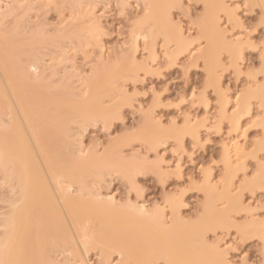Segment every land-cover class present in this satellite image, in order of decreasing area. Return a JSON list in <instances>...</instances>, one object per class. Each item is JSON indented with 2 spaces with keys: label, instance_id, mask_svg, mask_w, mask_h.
I'll use <instances>...</instances> for the list:
<instances>
[{
  "label": "bare ground",
  "instance_id": "6f19581e",
  "mask_svg": "<svg viewBox=\"0 0 264 264\" xmlns=\"http://www.w3.org/2000/svg\"><path fill=\"white\" fill-rule=\"evenodd\" d=\"M14 1L17 2L16 5L9 7L8 11L1 12L3 15L0 13V30L3 29L7 35H5L7 38L3 36L7 43L0 38V264H90L87 257L92 249L100 252L99 256L105 264H158L160 259L166 264H234L228 259V248L222 249L219 246L220 239L209 241L207 232L231 222L235 224L233 212L247 210L241 195H236L238 187L235 186L234 181L238 170L236 164L240 162L237 163V158L233 156L236 157L238 154L243 160L247 150L246 143L243 144L240 139H236L240 135L232 139L230 147H225L224 163L229 171H225L228 172L225 176H229L222 183L223 186L220 185L223 188L220 186L218 188L216 182L213 183L214 178L212 179L208 172L206 180L202 185L200 184L201 189L205 186L203 191L206 193L207 202L205 200L204 205H206H203L204 210L202 209L203 212L201 216L199 215V219H196L197 221L191 219L189 221L182 215L181 197L180 203L177 200L179 197L169 195L170 198L166 199L168 202H165L169 203L171 213L167 214L165 205L154 204L148 207L142 202L138 204L129 199V202L127 200L122 204L116 201V197L108 198L100 191L106 184L103 181L107 182V177L112 176L110 174L113 172L114 175L118 173V176H125L134 186L139 172H148L153 167L156 168L155 171L157 169L161 171L159 169L163 167L162 162L159 163L160 166L158 163L151 166V163L143 157L139 159L137 152L133 151V156L129 154L128 156L124 151L125 147L131 146L138 138L144 141L147 139L145 142L154 147L160 141H164L157 139L159 135L169 136L166 133L170 131L166 130L165 133L162 122L155 120L154 115L147 114L146 120L142 119L144 122L140 123V131L125 132L115 139L113 137L111 145L104 147L102 152L96 148L97 145H93L95 148L91 146L87 148L83 145V132L86 131L84 128L91 122L97 123L102 120L108 124L107 126H111L113 119H123L122 107L128 104L125 100L131 96L125 97L128 93L124 94L127 91L122 81L126 82L127 78L138 76L139 69L149 66L150 63L147 60L140 62L135 56L134 52L141 45V40L144 48L152 54L156 51L157 39L160 35L163 36L167 43L175 46L172 51L167 48L169 59L170 57L176 59L178 53H184L190 48L195 38L184 35L181 23L176 21L174 23V18L172 19L171 16V10L180 0H144L143 13L134 22L130 33L132 38L130 53L127 52L129 49L127 48L126 53L121 51L124 55H117L121 58L116 56L117 60L112 58L115 60H111L112 62L109 56L108 60L98 59V65L92 66L91 75L86 77L81 75L84 79L79 85L73 84L75 78L72 79L71 72L68 73L69 75H62L58 63L57 66L52 63L47 64L44 55L49 56V54L47 52L45 54L43 49L46 46L50 48L49 50L62 48V42H66V38L70 43L72 42L71 44L75 41V45L77 40H81L78 43H83L85 39L97 44L100 30L98 29V34L96 27L87 28L86 25H84L86 27L81 25L85 19L86 22H90L94 18L98 22L92 19L90 24L95 22L102 26V21L100 22L98 17L95 18L96 14L95 17L90 15L89 20L82 19L88 17L86 16L88 12H95V9L93 12L85 10L87 13L82 10L84 15L78 9L82 0H61L66 1L62 2L66 6L69 5L67 2H71L73 20L77 17L78 20H75L80 22L81 16L83 21L80 22L81 24L70 22L64 28L59 27L58 35H51L47 27L41 25L42 27L39 28V24L36 28L31 24L29 28L27 20L24 21L23 16L28 14L29 10L31 11L30 6H33L31 0L30 5L21 3L22 0ZM26 1L28 3V0ZM98 1L95 0V3ZM126 1L129 0H121V3L124 4ZM261 2L264 8V0ZM230 6L232 4L228 5L227 0H205V11L200 16L198 23L200 28L197 33L199 38L205 39L203 40L205 45L200 47V51H196L197 54L190 53L192 54L190 64L191 62L198 64L199 60L205 64L206 88L213 86L217 90L221 100L219 108L223 112L227 110L229 94L226 95V91L221 90L223 86L219 85L221 82L219 68L224 66L222 50L226 49L230 53L231 64L236 69H241L239 61L244 53L242 38L235 35L239 37L236 39L233 35V40L228 39L227 28L222 27L221 11L225 10L232 15L235 13L231 11ZM12 15H15L12 25L5 26L4 17ZM233 18L237 19L235 16ZM242 36L244 33L241 34ZM93 45L95 46L94 43ZM98 45L100 46L101 43L97 44V48ZM75 47L80 50L79 46ZM55 51L50 54H57L58 50ZM261 71L264 73V61ZM66 73L67 71L64 74ZM252 75L253 80L257 79V74ZM79 79L81 78L77 80ZM253 83L248 84L243 93L238 95L237 102L235 101L236 108L232 114H229L233 127L238 128L241 123L240 115L251 109V99H258L264 109V78L263 81L255 80ZM120 94L125 100L119 98L118 101L117 97L122 96ZM108 100L112 101L111 105L108 104ZM261 123L264 126V117ZM186 124L184 128L186 132L190 131L195 138H199L197 124L195 126L188 125L189 122ZM157 130H162L164 133L159 132L157 135ZM175 133L174 136L177 135V132ZM180 138L177 137V140L182 142L183 138L181 140ZM231 149L236 153L233 156ZM241 159L240 161L243 162ZM261 170L264 171V168L262 167ZM263 171V174H259L261 176L258 177V181L251 182L248 186L253 183L254 186H263ZM231 172L235 176L232 174L231 177ZM262 221L255 219L249 221V224L239 226L237 224V226L242 236L255 235L264 239ZM115 255L118 257L116 262ZM244 264L247 263L244 261Z\"/></svg>",
  "mask_w": 264,
  "mask_h": 264
},
{
  "label": "rangeland",
  "instance_id": "374dc122",
  "mask_svg": "<svg viewBox=\"0 0 264 264\" xmlns=\"http://www.w3.org/2000/svg\"><path fill=\"white\" fill-rule=\"evenodd\" d=\"M19 1L21 2V0ZM22 1L23 2L21 3L25 5L31 4L29 3L30 0H28V3H26V0ZM47 1L49 3H45ZM60 1L61 0H31V2H33V6H30L31 11L29 10V13H26L23 18H25L24 21L27 20L26 22L28 23V26L30 25L29 28L31 27V24L36 28L40 24L39 28L42 26L47 27L46 29H48L49 34L51 35H58L59 33L57 32H59L62 27L64 28V26H67L70 22L74 21L81 24L80 22L83 21L82 19L88 18L87 20H89L90 15L94 16V14H96V17H94L96 19L98 17L99 21H102L101 24L103 27L98 25V23H95L97 20L95 21L94 18L92 19L95 22L92 24H90L92 19L90 22L87 21L88 23L85 19L86 23L83 22L84 24H81L83 26L86 25L87 28L92 26L96 27L98 34V29L100 30L97 43H101L100 46L98 45L100 48H97V44L94 41H91L95 44L94 46L89 39H85L86 41L83 40L84 42H80L81 44L78 43V41L81 40L76 39V42L79 45H77V43L75 45V41L71 44L72 42L70 43V40L66 38V42H62V48H55L51 45V47L55 48L54 50L51 48L53 52L58 50L57 54H50L52 51L49 50L50 48H46L47 46L45 47L46 49H43L45 50V54L46 52L49 54V56L44 55V60L47 64L52 63V65L54 64L57 66L58 63L59 69L61 68L60 70L63 72L62 75H67L71 72L73 74L70 75L72 79L75 78L77 80L78 78H81L79 79L80 81L77 80V82L73 79L75 81L73 83L74 85H79L80 82L82 83L84 78L82 79L81 75L86 77L92 74L93 67L98 65V59L100 60L101 58H104L108 60V58L111 57L110 61H115L117 58H121L117 55H124L122 52H125L127 48H129L127 49V52L130 53V43L132 41L130 33L134 22L138 20L143 13L145 7L143 3L144 0H129L124 4L121 3V0H118V2L116 0H96L98 1L96 3L94 0L92 1L93 5L91 0L87 2L86 0L85 2L82 0V3L80 2L81 5L78 7L80 11L84 10V12L87 13L88 11L93 12V9H95V12H88L89 14L87 13L86 15L88 17L83 16L84 18L82 19L80 16V22L75 20L77 17L73 20L74 16L71 10V2H67L69 5L66 6V4L64 5L66 1ZM261 1L262 0H227L228 5L232 4L230 9L233 13L235 12L234 15L225 10H223V12L221 11L222 27L227 28L226 33H228L226 35L228 39L233 40V35L239 36L242 38L244 48L242 50L244 53H242V58L239 61L241 63V69H236L231 64L230 53L226 49L222 50L223 53L221 56L222 59H224V66L219 68L221 69L219 71L221 74H219L221 76V84L219 83V85L220 87L223 86L221 87V90L223 92L226 91V95L229 94V98L228 96L227 98L230 102L227 103V110L225 112L219 108L221 107V100L218 97L217 90H215L213 86L206 88L207 70L203 61L199 60V62H197L198 64H193V62L190 64L192 54L196 53V51H200L205 45V41H203L205 39L199 38L197 34L198 29L200 28H198L200 16L205 11V0H180L179 3L176 4V7H173L171 10L172 19L174 18V23L175 21L181 23L180 26L181 29H183L182 31L184 35L191 36V38H195L196 41L194 40V42L191 40L192 45L188 50H185L184 53H178L176 59L170 57V60L167 55V48H169V51H172L175 49V46L167 43L162 38L163 36L160 35L159 39H157L155 44L156 53L154 52L152 54L149 50L144 48L143 40H141V45L139 44L140 46L137 47L134 52L135 56H137L138 61L142 62L147 60V62H150L151 64L149 63V66L139 69V73H137L138 76L135 75V77L127 78L126 82L122 81L127 91L124 92V94L128 93L125 97H132L126 100L122 94H120L122 96L117 97L118 101L120 98V100L124 99L126 103L128 102V104L124 103L125 106L123 104L124 107H122L121 110L123 119H113L114 121H112L113 123L111 126H107L108 124H105L102 120L97 121V123L93 121L88 127H86L87 129L84 128V131H86L83 132L84 147L90 148V146L94 147L93 145H97L96 148H98V150L100 149V152H102L104 147L107 148L111 145L113 137L115 139L117 136L122 135L125 132H137L141 127L140 123L142 124L144 122L142 119L144 118V120H146L145 118H147V114L154 115L155 120L157 119L162 122V127L165 128V133L170 131L173 134L169 132L170 134L166 133L169 136H166L165 134L163 136V134L159 135V132L161 133L162 130L164 131V128L159 131L157 130L158 134L157 132L156 134L159 135L157 139L164 140L163 142L159 140L160 146H158L159 143L156 144L157 146H154L157 150H155L154 147H151L153 145L150 146V144L145 142L147 139L144 141V139L138 138L134 140L135 142L133 141L131 145L132 147L128 145L129 147H125L124 151L125 154L131 156L134 154L133 151L137 152L139 159H142L143 157L144 160L151 163V166L157 163L158 166H160L159 163L162 162L161 165H163V167L161 166L160 168L163 170L159 169L161 171H157V169L155 171L156 168L154 169L153 167L152 169L154 170L151 169L144 173L139 172L135 179L136 185L134 186L130 183L131 181L127 180L128 178L125 176L121 177V175L118 176L117 172V175H114L115 173L113 172V174H110L112 176L106 175V177L109 176V178L107 177V182L103 181L106 184L100 189L102 182L98 187L101 193L103 192V195H107L106 197H116V201L118 200L117 202H127L129 199L138 204L139 202H142L148 207H152L154 204H161L160 206L165 205L167 214L171 213V209L169 203H166L165 201H167L170 196L179 197L177 199L179 201L182 198V203L180 201L182 204V206H180L182 215L188 220L191 219L195 221L199 219V215L201 216V213L203 212L202 209L204 210L203 205L205 200L207 202V198L205 197L206 193L203 191V187L205 186H202L201 189L200 184L202 185L203 181L206 180V175L210 173V177L212 179L214 178L213 183L216 182L215 184L218 188L220 185L223 186L222 183L225 182L226 177L229 176H225L229 172L224 163L225 147H230L232 139L236 138L237 135H240L237 136L236 139H240L242 143L244 142L243 144L246 143L247 150L244 155L246 159L243 158L242 160L238 154L231 149V155L233 156L235 153L238 157H233L237 158L236 162L238 161L240 163L237 162L238 164H236L238 170L234 168L237 170L236 176L233 174L235 173L233 171V173L231 172V174H229L231 177L232 174L235 176L234 181L239 185L237 186L235 184V186L238 187L236 188L237 190L235 189L236 195H241L240 197L244 201V206H247V210L237 211L239 213L233 212L235 224L232 222L229 223L233 224V226L227 224L225 226H220L221 228L215 227L216 229L214 228L207 232V239L209 241H217L220 239L218 243L219 246H221L222 249L225 247L228 248V259L234 264H244V261L247 264H259L261 260H264V239L255 236L254 234V236H242L243 234L238 229L240 224H249V221H254L255 219L259 221L263 220L261 223L264 225V185L254 186L253 183V185L251 184L253 187L251 185L248 186L249 183L258 181V177L261 176L259 174L263 171L261 168H264V148L262 149V145L264 144V126L261 123L264 117V109L260 105L258 99H251V109L249 111H244L242 116L240 115L241 123L238 128L233 127L229 115L232 114L236 108L235 105L238 95L243 93V90L249 86L248 84H254L253 82L255 80H259V82L263 81L264 78V73L261 71L262 61L260 58L261 54L264 52V47H262V40H264V8ZM180 2L182 5H180ZM16 3L14 0H0V13L5 12L6 10L8 11L9 7H12L14 4L16 5ZM80 13H83V11ZM85 13L83 14L85 15ZM234 16L237 19H234ZM13 18L15 19V15L4 17V25L11 26ZM1 30L0 38H2L3 41H6L3 39V36L4 38H7V35L3 29ZM243 33L244 36L241 37V34L243 35ZM236 36L235 38L238 39L239 37ZM248 36L250 37V40ZM99 37L102 39L101 42ZM189 37L187 38L190 39ZM81 45H83L84 48H81ZM75 46H79L78 48L80 50H77V47ZM123 48L124 50H122ZM59 49L63 56L61 52L59 53ZM191 49L193 50L191 51ZM191 52L192 54H190ZM112 58H115V60ZM65 71H67L66 74H64ZM74 73L76 75H74ZM253 73L257 74V79H252L254 77L252 75ZM124 87L122 88L121 86L122 89H125ZM205 95L207 97H205ZM229 99H231V101ZM130 101L131 103L129 104ZM111 103L112 101L110 102L108 100V104L111 105ZM187 119H191L192 122ZM160 121H158L159 124L161 123ZM188 122L190 123L188 124L190 126L192 124H194L192 126L197 124L196 128L197 131H199V138H195L190 131V133L186 132L184 128ZM205 123L208 126H206ZM175 132H177V135L174 136ZM179 136L181 137L180 140L183 138L181 140L182 142L177 140V137L179 139ZM229 141L231 142L228 143ZM140 155H142L141 158ZM233 157L232 159L235 161ZM240 159L243 162H241ZM164 171L165 173H163ZM225 171L228 172L225 173ZM159 172L161 174H159ZM220 181H222L221 184H219ZM129 184H131V186ZM167 207L170 210L167 209ZM246 252L248 254L247 256H245ZM99 255L100 252L97 249H92L87 257L89 263L105 264ZM114 257L117 258H115L116 262L118 257L116 255ZM100 259L101 261H99ZM158 264L166 263L163 259H160Z\"/></svg>",
  "mask_w": 264,
  "mask_h": 264
},
{
  "label": "snow or ice",
  "instance_id": "6c2138e0",
  "mask_svg": "<svg viewBox=\"0 0 264 264\" xmlns=\"http://www.w3.org/2000/svg\"><path fill=\"white\" fill-rule=\"evenodd\" d=\"M262 47H264V40H262ZM261 61H264V53L261 54ZM247 252L245 253V256H247ZM259 264H264V260H261Z\"/></svg>",
  "mask_w": 264,
  "mask_h": 264
}]
</instances>
